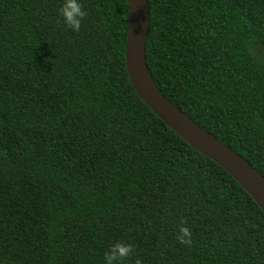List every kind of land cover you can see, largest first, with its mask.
Instances as JSON below:
<instances>
[{
    "label": "trees",
    "instance_id": "obj_1",
    "mask_svg": "<svg viewBox=\"0 0 264 264\" xmlns=\"http://www.w3.org/2000/svg\"><path fill=\"white\" fill-rule=\"evenodd\" d=\"M0 0V264H264V211L138 96L128 0ZM162 93L264 175V0H149ZM191 244L175 239L180 220Z\"/></svg>",
    "mask_w": 264,
    "mask_h": 264
},
{
    "label": "water",
    "instance_id": "obj_2",
    "mask_svg": "<svg viewBox=\"0 0 264 264\" xmlns=\"http://www.w3.org/2000/svg\"><path fill=\"white\" fill-rule=\"evenodd\" d=\"M128 5L126 65L136 93L154 114L184 141L230 173L264 211V175L236 150L197 124L157 86L146 56L150 29L149 0H128Z\"/></svg>",
    "mask_w": 264,
    "mask_h": 264
},
{
    "label": "clouds",
    "instance_id": "obj_3",
    "mask_svg": "<svg viewBox=\"0 0 264 264\" xmlns=\"http://www.w3.org/2000/svg\"><path fill=\"white\" fill-rule=\"evenodd\" d=\"M59 15L62 17L64 25L73 32L79 31L82 19L87 15L83 10L80 0H63L59 9ZM248 55L254 61H260L264 58V50L254 49L251 46L248 48ZM175 239L182 245L191 244V232L185 226L183 219L180 220L178 230L175 234ZM133 251L132 245L124 242H116L109 245V248L104 252V264H119L120 260L129 256ZM135 264H140L137 259Z\"/></svg>",
    "mask_w": 264,
    "mask_h": 264
}]
</instances>
